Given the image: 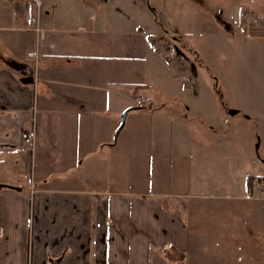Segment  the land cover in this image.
I'll list each match as a JSON object with an SVG mask.
<instances>
[{
  "label": "crops",
  "instance_id": "obj_1",
  "mask_svg": "<svg viewBox=\"0 0 264 264\" xmlns=\"http://www.w3.org/2000/svg\"><path fill=\"white\" fill-rule=\"evenodd\" d=\"M262 1L240 3L238 23L242 10L252 12L247 6L264 9ZM19 3L22 15L1 9L0 16V264L256 259L239 247L221 248L225 237L206 232L216 225L197 216L191 226L190 206L209 211L198 207L201 199L245 200L249 188L237 181L246 158L230 154L223 128L231 121L226 115L238 110L203 112L195 91L180 96L156 87V95L149 93V58L163 70L185 71L190 64L182 49L139 30L105 29L96 19L69 25L66 16L50 14L40 15L39 38L24 12L32 3ZM11 62L25 68L14 69ZM28 77L33 81L24 83ZM137 93L152 104L136 108ZM199 119L205 126L198 136ZM257 129L264 132V125L257 122ZM167 182L187 187L174 191Z\"/></svg>",
  "mask_w": 264,
  "mask_h": 264
},
{
  "label": "rangeland",
  "instance_id": "obj_2",
  "mask_svg": "<svg viewBox=\"0 0 264 264\" xmlns=\"http://www.w3.org/2000/svg\"><path fill=\"white\" fill-rule=\"evenodd\" d=\"M1 1L4 4L0 6V16L1 9L10 11L11 16L23 14L19 0ZM42 2L40 15L66 16L69 25L90 23L89 21L96 19V23H101L105 29L139 30L150 35L156 43L160 39L174 42L187 56L190 66L185 71L180 67L169 68L167 71L162 69V64L160 65L154 57H150L147 71L155 84L150 83L153 85L149 89L151 95L158 93L156 87L168 94L180 96L192 95L195 91L200 97L199 107L203 112H206L205 108L216 111L238 110L236 115H226L231 121L223 128L228 132L226 140L227 149L232 152L230 154L246 158L244 169L239 170L237 174V181L242 185L247 181L249 192L244 189L242 196L245 194V200L201 199L198 207L208 208L209 211L205 209L195 212L189 205L190 218L194 217V220L190 221L191 226L195 225L198 216L202 224L208 221L216 225L214 230L206 232L215 237H225L226 245L221 248L236 252V248L239 247L241 249L239 251L256 256V259L249 262L233 264H264V240H261L264 239V190L258 193L250 188L252 176H260L264 185V132L257 129V122L264 125V52L260 49V46L264 47L263 7L247 6L246 8H250L253 13L242 10L238 23V9L241 6L239 4L244 0H203L208 2L205 5H196L194 0H42ZM27 7L25 14L35 16L36 9L31 5ZM246 15L250 16L249 22L245 21ZM253 18L257 21L254 22ZM178 54L176 51L171 54L176 63ZM192 72L195 73V77L192 76ZM207 95H211L212 99H207ZM207 100L210 103H206ZM214 104H216L214 108L207 106ZM248 114L252 117L245 118ZM195 123L201 125V129L195 130L198 131L195 134L199 136L204 133L202 127L205 126V122L199 119ZM166 134L162 133L161 138H167ZM154 137L153 135V142L156 141ZM236 165L239 166L237 159ZM90 168L95 170L97 165ZM172 174L174 172L170 171L169 180ZM245 174L251 175L247 177ZM124 185L122 183V187L118 188H123ZM164 186L179 192H183L187 187L184 183L176 185L173 182H167ZM202 218H205V222Z\"/></svg>",
  "mask_w": 264,
  "mask_h": 264
},
{
  "label": "built area",
  "instance_id": "obj_3",
  "mask_svg": "<svg viewBox=\"0 0 264 264\" xmlns=\"http://www.w3.org/2000/svg\"><path fill=\"white\" fill-rule=\"evenodd\" d=\"M30 2L36 9L35 16L32 15L29 19L30 26L32 28V31L35 32V34L39 38H43V30L40 26V13H39V10L41 7V1L40 0H30ZM249 17H250L249 15H246L245 21L249 22L250 20ZM252 20L254 22L257 21L255 18H253ZM29 56L34 57L35 54L29 53ZM133 104L134 106L139 107V108H146L152 104V100L149 96L145 94L137 93L136 95L133 96ZM250 188L252 190H256V192L258 193H262L263 192L262 190H264L262 178L260 176H252L250 180Z\"/></svg>",
  "mask_w": 264,
  "mask_h": 264
},
{
  "label": "water",
  "instance_id": "obj_4",
  "mask_svg": "<svg viewBox=\"0 0 264 264\" xmlns=\"http://www.w3.org/2000/svg\"><path fill=\"white\" fill-rule=\"evenodd\" d=\"M9 66H11V67L14 68V69H18V70H22V69L25 68L24 66L19 65V64L15 63V62H11V63H9ZM23 81H24V83H30V82L33 81V78H32V77H28V78H25ZM235 112H236V111H234V110L230 111L231 114H234ZM125 115H126V112H124V113L122 114V116H121L122 122H121V125L119 126V128L117 129V131L115 132L114 141L116 140V136H117L119 130H120V129L122 128V126H123V122H124V119H125ZM263 162H264V161H263ZM18 190H20V188H18Z\"/></svg>",
  "mask_w": 264,
  "mask_h": 264
},
{
  "label": "trees",
  "instance_id": "obj_5",
  "mask_svg": "<svg viewBox=\"0 0 264 264\" xmlns=\"http://www.w3.org/2000/svg\"><path fill=\"white\" fill-rule=\"evenodd\" d=\"M138 109H142V108H138ZM249 180V179H248ZM248 188H249V186H248Z\"/></svg>",
  "mask_w": 264,
  "mask_h": 264
}]
</instances>
